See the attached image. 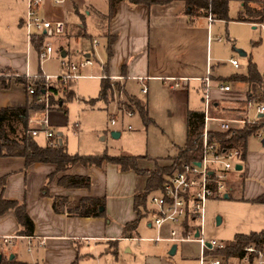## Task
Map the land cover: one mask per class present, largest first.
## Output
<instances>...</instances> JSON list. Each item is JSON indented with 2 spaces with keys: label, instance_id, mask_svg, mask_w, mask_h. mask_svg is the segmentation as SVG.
<instances>
[{
  "label": "crops",
  "instance_id": "0c3cea01",
  "mask_svg": "<svg viewBox=\"0 0 264 264\" xmlns=\"http://www.w3.org/2000/svg\"><path fill=\"white\" fill-rule=\"evenodd\" d=\"M74 4L77 15L81 16L79 4ZM70 6L71 4L67 2L60 5L47 2L40 11L43 16L50 19L66 20L62 16H69ZM88 7L99 14H105L93 4ZM243 9L242 1V8L239 7L234 16ZM86 14L91 16L89 9H86ZM23 18L21 26L24 28ZM217 21L226 20L210 21L209 16L191 18L186 13V3L183 0L153 5L130 4L127 1H121L117 4L116 13L110 21V31L115 36L111 56L106 48L104 63L98 61L92 43V50H84L77 60L93 53L92 56L96 63L89 70L94 72L106 66L108 76L111 79H119L124 87L129 81L140 83L142 86L140 78H143L148 87L147 94L150 91L149 83L159 81L162 88L169 89L179 98H186L187 122L188 110L204 111V83L200 78L205 77L207 73L208 47L209 42L213 40L209 37H212L210 33ZM247 23L255 25L254 27L259 25L258 23ZM87 34L93 36L88 30ZM82 36L84 35L67 39L65 48L56 50L61 51V54L65 52L66 56L63 57H67L70 52V40L72 38L79 40ZM94 39L97 38L94 37ZM215 39L219 41L217 37ZM241 54L245 52L241 51ZM68 60L72 59L64 58L61 66L63 67L64 62ZM211 66V78L214 85L211 90L213 115L237 119L263 115L257 112L258 105L264 103V98L259 92V85L252 86L246 82L231 80L230 78L235 74L227 79L215 76L213 75L215 66L212 63ZM8 67L20 75L25 76L27 72L37 75L31 69L29 54L25 59H18L17 55H14L11 63L0 62V70ZM60 73L62 72L51 74ZM184 78H190L188 88H171L170 85L175 79ZM221 84H228L231 89L222 90L219 87ZM191 90L197 93L200 102L195 99L191 103ZM30 100L31 96L23 84L16 83L13 79L10 87L4 88L0 82V107L25 106ZM262 164H264V152L261 154L247 150L243 168L240 173L233 174L230 197L238 191L236 181L240 176H243L244 187L241 192L244 197L256 200L264 195V183H258L252 179L253 176H257L264 180V173L260 170ZM108 169L116 172L113 174L117 176L119 182L127 176L131 178L134 175L141 185L136 187L129 184L128 186L122 181L121 191L117 195L118 200L110 204L107 200ZM54 173H56V165L53 163H34L27 166L22 157L0 158V177L7 176L6 184L0 186V197L25 202L27 212L35 226L33 235H27L31 236L30 239L21 235L22 237L16 239L13 245H9L10 257L14 256L18 261L33 264H90L91 258L100 263L104 254L108 255L111 252L113 261L111 260L110 264H129L130 261L123 258V255H134L136 260L134 250H137L135 248L138 245L134 243L151 242L147 248L146 264H165V255H170L169 250L173 243L152 240L159 235V231L150 225L147 216L139 221L136 228L131 229L127 234L124 233L125 225L137 218V211L134 207L135 193L144 189L146 176L142 175L140 182L141 174L134 170L121 171L113 163L91 167L77 164L66 173L90 176L92 185L90 188H65L58 182L59 177L64 173H56L48 181V177ZM46 184L49 192L47 196L43 195V188ZM55 196H74L75 205L83 197H103L105 198V215L78 216L68 212H56L52 200ZM145 220H147L146 223ZM142 222L145 223V230H143ZM20 229L19 221L12 210L0 216V235H18ZM168 229V227L162 228L160 234L167 237ZM141 232L150 235L142 236ZM190 242L198 243L197 241ZM185 243H179L178 246ZM23 244L27 245V251L30 253L26 258L20 255ZM178 249L179 247L177 252ZM6 251L5 247L0 248L1 255H4ZM198 257L199 255L193 259L197 264H199Z\"/></svg>",
  "mask_w": 264,
  "mask_h": 264
},
{
  "label": "rangeland",
  "instance_id": "374dc122",
  "mask_svg": "<svg viewBox=\"0 0 264 264\" xmlns=\"http://www.w3.org/2000/svg\"><path fill=\"white\" fill-rule=\"evenodd\" d=\"M25 1L0 0V62L11 63L14 55H17L18 59H25L26 55L29 54V63L33 72L37 74L41 70L47 74L64 72L61 61L64 58L77 61L84 50H92V39L95 37L99 40V45L95 48L97 60L104 63L108 44L104 35L108 31L109 21L103 16L108 14L109 0H66L62 3L71 4L69 16H62L66 19L68 29L66 36L52 40L55 48L64 49L67 39L84 33V30L81 29L83 27L82 20L80 15L76 13L74 3L79 4L80 13L85 14L86 31L92 32L93 36H82L79 40L72 38L67 57H63L61 51L56 50L50 59L42 60V62H40L35 49L29 47L26 30L21 26V19L25 16L27 8ZM91 4L104 12L105 15H101V13L99 14L88 7ZM229 4L231 16H234L239 7L242 8V0H230ZM86 9L90 10L91 16L86 14ZM258 24L254 27L255 25L247 22L232 20L214 23L212 33H210L213 40L209 42L208 47L211 63L215 66L213 75L227 79L236 73L245 74L248 72L250 62L254 63L261 73H264V23ZM217 36H222L223 41H217L215 39ZM241 51H244L245 54H241ZM231 58H236L240 67L235 68L230 63ZM89 68L88 73L97 77L75 80L76 95L75 98L65 103L67 112L59 109L58 103L53 104L50 96L48 108H43L45 107L43 102L35 105L32 97L34 109H32L31 115L35 121H40L47 114L48 116L50 114L51 128L56 133L58 131L63 132V138L70 153L84 155L107 153L112 156L122 154L149 155L159 160L160 163L165 161V157L174 156L178 153V147L185 143L187 135L186 98H179L169 89L162 88L159 81L149 83L150 91L148 94L142 92L140 83L129 81L125 85V92L114 91L108 101L97 99L101 90L102 69L99 68L93 72ZM2 71L4 72H0V76H12L6 72V68ZM14 78L12 77V80ZM26 78L29 81L37 79V77ZM114 80L119 81V79H112V81ZM258 87L262 95L263 87ZM64 94L63 90L60 89V95L55 99L56 102ZM129 96H136L142 103H148L149 118L143 116L136 107L134 113L129 115L127 111L129 109L128 104H130ZM92 99H96L94 104L91 102ZM195 99L200 102L197 93L191 90V103ZM59 101L61 102V99ZM112 118H115V124H112ZM116 132L120 135L116 136L114 134ZM35 138L40 144L48 142L42 133ZM248 151H256L262 154L264 152L263 140L251 136L248 139ZM139 164L141 167L152 168L155 166V161L142 160L139 161ZM260 170L264 173V164ZM113 173L116 174L113 169H108L109 190L107 200L110 204L118 200L117 195L121 191L120 184L122 181L128 186L129 184L136 187L141 185L134 175L131 178L127 176L119 182ZM139 178L141 182L142 175ZM252 179L258 183H264V180L257 176H253ZM243 184V176H240L236 181L238 191L233 197L214 198L206 203L205 238H214L229 243L239 233L250 234L264 229V203L244 197L241 192L244 187ZM69 202L71 205L75 204L74 196H69ZM145 216L148 218V213ZM218 218H221L220 223H218ZM145 223L142 222L143 230H145ZM141 235L148 236L150 234L141 232ZM150 244L151 242L134 243V245H138L135 248L137 250H134L136 260L134 255L124 254L123 258L130 261L129 264H146L147 248ZM178 247L176 254L165 255V264H197L193 259L200 253L199 243L186 242ZM5 248L7 253H4V262L10 258L9 246ZM27 248L26 244L21 246L20 255L24 258L30 255ZM111 260L110 252L108 255L104 254L100 263L91 258L90 264H110Z\"/></svg>",
  "mask_w": 264,
  "mask_h": 264
},
{
  "label": "trees",
  "instance_id": "16d2710c",
  "mask_svg": "<svg viewBox=\"0 0 264 264\" xmlns=\"http://www.w3.org/2000/svg\"><path fill=\"white\" fill-rule=\"evenodd\" d=\"M121 1H127L130 4H166L174 0H109V11L107 16L103 18L108 19V31L104 35L107 38V50L111 56V48L115 40V36L110 31V21L116 13L117 4ZM186 3V13L191 17L209 16L212 15L214 19H221L226 21H244L250 23H264V0H242L244 9L239 11L235 16L230 15V0H183ZM103 15V14H101ZM105 15V14H104ZM83 23L82 30L84 36L87 34V23L85 14H81ZM81 36V34H77ZM45 36L43 34L36 35L33 38V48L39 54L43 47ZM0 72H4L0 70ZM6 72L12 75L18 74L12 68H6ZM101 90L97 99L109 100L114 91L125 92L124 85L112 79L107 74L106 66L102 68ZM39 76L34 81H29L26 76L18 75L14 79L16 83L23 84L27 89L29 86L36 88L34 97L44 94L46 85L40 71ZM11 75L0 76V82L4 88H8L12 82ZM233 81L246 82L252 86H262L264 98V73H261L257 66L250 62L248 72L245 74H235L231 78ZM75 80H71L68 84L52 85L47 88L51 101L53 104H59V109L67 112L66 102L75 98L74 90ZM60 89L65 93L60 96L56 102V97L60 95ZM34 99V98H33ZM129 109L134 111L136 107L143 116L148 117V104L136 96H129ZM96 99H92L94 104ZM60 102V103H59ZM34 109L33 101H29L25 106H8L0 107V158L2 157H22L25 159L26 165L29 166L34 163H53L56 165V173H64L59 177V184L65 188H90L92 180L87 175H75L66 173L73 166L82 164L85 167L102 166L105 163L116 164L121 171L134 170L138 174L146 176V185L144 189L135 193L134 207L137 211V218L126 224L124 233L127 234L131 229L136 228L139 221L145 217L147 211V200L151 193L159 190L166 178L181 168L186 162L197 160L200 158L203 129H204V111L188 110L187 112V135L183 146L178 147L179 151L174 156L165 157V161L161 162L152 158L149 155H132L122 154L120 156H112L107 153L96 155H84L79 153H70L63 138V144L59 143V137L55 132L56 144L50 145L40 144L38 140L30 133L29 115ZM257 124H247L245 127L237 130H229L227 132H211L210 137L213 140H219L223 144L239 146L243 150V157L246 158L248 139L259 129ZM140 160H154V167H141ZM163 160V159H162ZM168 161V162H167ZM48 177L50 181L55 174ZM7 181V176L0 177V186H4ZM47 181V182H48ZM43 195H49L47 184L43 188ZM53 208L56 212H68L78 216H104L105 215V198L103 197H83L77 205H71L69 196H55L52 197ZM256 201L264 203V195L256 199ZM103 208V209H102ZM13 211L19 221L21 229L18 235H33L34 223L30 218L25 202L0 197V216L8 211ZM256 242L258 244L264 243V229L260 232H253L250 234L239 233L232 240L229 248L224 250V253H240L244 245ZM4 255H2L0 263L2 264H33L29 262L18 261L17 258H7L6 262ZM39 264V263H35Z\"/></svg>",
  "mask_w": 264,
  "mask_h": 264
},
{
  "label": "built area",
  "instance_id": "2783aa9c",
  "mask_svg": "<svg viewBox=\"0 0 264 264\" xmlns=\"http://www.w3.org/2000/svg\"><path fill=\"white\" fill-rule=\"evenodd\" d=\"M65 1L26 0L27 8L23 18V26L26 30L29 47L33 48L34 36L41 34L45 36L43 47L38 54L40 62L53 56L56 48L52 40L66 35L68 29L66 20L50 19L43 16L40 10L47 2L60 5ZM209 20H214L212 15H209ZM209 38L211 40V37ZM217 39L221 41L223 38L217 36ZM98 45L99 40L94 39L93 47L96 48ZM92 55L77 61L68 60L64 62V72L60 74H47L41 70L46 85L44 94L34 97L36 88L28 87V93L31 98H34V104L38 105L43 102L45 105L43 108H48L50 95L47 88L54 84L66 85L71 80L95 77L96 75L88 73V68L96 63ZM230 63L236 68L240 67L236 58H231ZM211 72V59L208 57L207 73L205 77L200 78L204 83V129L200 158L184 163L181 168L166 178L159 190L150 194L147 208L148 222L159 231V235L152 240L169 241L173 244L197 241L200 244L199 264H264V243L252 242L244 245L240 253L228 255L224 253V250L229 248L232 241L225 243L214 238H205L206 203L214 198H225L226 194L230 197L233 174L240 172L237 165L243 166L244 163L241 147L225 145L219 140H213L210 137L211 132H227L241 129L247 124H257L260 127L253 136L264 140V103L257 107V112L262 113V116L255 115L247 119H237L213 115L211 90L214 85ZM37 75L29 72L25 74L28 78L38 77ZM140 80L143 86L142 92L147 93L148 87L144 79L140 78ZM189 80L190 78L175 79L170 86L175 89L188 88ZM219 87L222 90L231 89L228 84H221ZM127 111L129 115L134 113L131 109ZM28 121L30 133L34 137L42 133L50 145L56 144L55 131L51 128L48 114L40 121H35L30 113ZM111 122L115 124V118H112ZM164 227L169 228L167 237L160 234V230ZM197 233H199L198 236ZM21 237V235H0V248L13 245L15 240ZM27 237L31 238V236ZM207 242L211 244L210 247L207 246Z\"/></svg>",
  "mask_w": 264,
  "mask_h": 264
},
{
  "label": "water",
  "instance_id": "95a60500",
  "mask_svg": "<svg viewBox=\"0 0 264 264\" xmlns=\"http://www.w3.org/2000/svg\"><path fill=\"white\" fill-rule=\"evenodd\" d=\"M62 56H66V54H65V52H63L62 53ZM116 136H119L120 134L118 133V132H116V133H114ZM57 135H58V137H59V143L60 144H63V132L62 131H58L57 132ZM263 142H264V140H263ZM237 168L239 169V170H241L242 168H243V166L241 165V164H238L237 165ZM225 198H229V196L226 194L225 195ZM103 209V208H102ZM221 222V218H218V223H220ZM197 236L199 235V233H197L196 234ZM207 244V246H211V244L209 243V242H207L206 243ZM177 248H178V244L177 243H174L172 246H171V248H170V250H169V254L170 255H174V254H176V252H177ZM14 256H11L10 258L12 259ZM1 258H2V255L0 254V261H1Z\"/></svg>",
  "mask_w": 264,
  "mask_h": 264
}]
</instances>
